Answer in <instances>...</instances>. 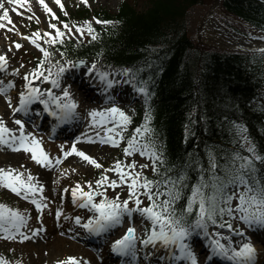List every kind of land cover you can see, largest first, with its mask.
I'll list each match as a JSON object with an SVG mask.
<instances>
[{
  "label": "snow or ice",
  "instance_id": "snow-or-ice-1",
  "mask_svg": "<svg viewBox=\"0 0 264 264\" xmlns=\"http://www.w3.org/2000/svg\"><path fill=\"white\" fill-rule=\"evenodd\" d=\"M12 5L21 3V0H8ZM39 4L43 6L45 11L50 13L57 20L56 13L45 0H38ZM61 10H64L62 0H55ZM87 4L88 0H84ZM0 28L6 27L2 21L14 23L10 17L9 8L4 7V0H0ZM17 14H20L18 9ZM32 17H28L31 19ZM96 19L97 23L110 24L113 21ZM63 23L64 29L61 30L57 24L51 23L50 27L55 30V35L52 32L45 33L49 37L46 42L55 43L57 38L63 43V38L72 32L71 27L67 22ZM87 32L95 39V30L91 22H86ZM77 32L83 35L85 28L77 26ZM40 33L36 32L27 37L32 44L40 48L47 58L50 53L43 48L36 38L40 37ZM36 37V38H34ZM16 47L21 45L16 43ZM44 59L39 61L37 68L32 72L25 73L24 79L26 81L24 87L27 91H22L19 94L18 107L13 108V114L22 112L25 115L29 112V105L34 100H40L45 105L46 111H51V115L63 121L72 116L77 107V102L72 98V94L68 89L62 90L63 100L61 96H54L51 89H44L48 94L47 99H42V92L39 86L33 85L32 80L43 77L45 81L59 87L58 77L66 70V66H61L57 69L56 77L53 78L50 69H43ZM72 62L69 61V64ZM84 63V61H80ZM7 58L0 54V69L6 68ZM95 64L92 68L95 69ZM43 69V70H42ZM125 71H128L125 69ZM47 72V75H45ZM107 74L101 73V79ZM113 81L109 80L108 85L111 86ZM14 84L9 82L8 87H13ZM6 89L0 87V92L6 93ZM142 94H147V88L139 87L137 89ZM7 103L11 107V97H8ZM49 104H55L56 110L48 108ZM89 115L92 117L91 123L94 125H109L105 128V137H101L96 133V138L101 143H109L112 146H119L120 141L125 139L124 130L127 125L132 122V117L113 103L112 107L106 109L92 110ZM151 111L145 115L144 124L137 126L133 130V134L127 138V144L123 148L125 157L139 152L141 156H147L151 161L152 171L156 174L160 173L159 164L163 162V158L156 148L154 139H145L146 133H153L154 130L150 127ZM14 123L19 125V135H15L14 129L8 127L3 119H0V144L9 147L12 151H20L21 149L31 153V159L43 167H52L53 164H59L61 159L59 156L53 161L49 154L43 149L40 139L32 135V133H25L24 120L15 119ZM236 134L239 136L241 143L246 147L249 155H243L240 152L234 151L227 161L219 164L217 156L214 152H209V168L206 170L209 175L205 177V170L202 168L198 181L191 185L190 191L188 185L185 183L187 176L183 171L176 176L165 175L159 179H151L144 172L147 164L137 165L135 160L128 162L117 159L114 161V167L106 168L101 173L99 179L95 180V187L92 181H87L88 189L84 190L82 185L77 182L71 190L72 202L79 204L81 207L90 208L93 212L86 221L82 222L81 216H75L74 222L76 225L82 227L90 234L100 235L108 232L113 226L122 225L126 216H132L134 212L140 213L142 217L150 221L151 228L148 234L141 241L144 244L157 243L163 245L165 248L175 246L179 249L182 258L190 261V264H199L198 258L193 251L190 243L187 241L196 230H200L205 236H209V224L219 227L227 228L230 231L245 237L243 229L233 228L232 220L238 219L250 228L264 229V177L260 175L257 170L256 161L264 160L255 149L254 142H251L250 137L244 135L246 126L240 123L235 124L234 128ZM92 142L91 137L86 138ZM63 149V145H61ZM70 153H75L83 160L89 162L97 168L104 167L91 155L85 151L79 150L73 144L70 152L65 151L63 155L67 157ZM218 167L220 171H217ZM114 172L117 178H110L107 173ZM121 185L127 186V198L121 200L120 194L109 198L107 195L108 188L116 189ZM0 186L10 189L13 193L23 196L25 199H30L31 203L35 205L38 213H42L47 206L42 199L34 198L37 192H43V185H37L33 182V177L29 172L27 179L23 178V173L16 171L14 168H0ZM67 191V189H65ZM99 196L101 199L97 201L95 198ZM186 196V203L177 207V202L182 197ZM148 200L147 205H143V198ZM46 199V198H45ZM236 201V203H233ZM132 202L134 207H129ZM61 211L57 210L55 215L57 218L61 216ZM195 214V219L189 223V218ZM227 217L228 219H225ZM39 218V217H38ZM29 217L22 214L17 209L8 207L5 204H0V232L4 233V238L8 240L19 239L21 242L30 239V236L22 231L26 225ZM11 225L13 230L5 228L4 225ZM40 229L34 230L36 233ZM136 227L130 225L123 236L115 239L111 244V251L117 254L133 255L136 247ZM227 239V244L222 240ZM212 253L221 254L229 257L234 264H255L256 249L251 243L250 237H245L240 243L239 247H234L231 242V237L225 235L220 231H215L211 238ZM210 258V257H209ZM102 259V258H101ZM0 264H8L6 260L0 258ZM56 264H91V261H84L83 258L76 255H69L66 259H58Z\"/></svg>",
  "mask_w": 264,
  "mask_h": 264
},
{
  "label": "trees",
  "instance_id": "trees-1",
  "mask_svg": "<svg viewBox=\"0 0 264 264\" xmlns=\"http://www.w3.org/2000/svg\"><path fill=\"white\" fill-rule=\"evenodd\" d=\"M209 3L122 0L116 13L82 10L80 18L94 14L113 23L92 26L95 39L89 34L78 43L67 40L57 45L71 59L99 58L106 66L132 69L145 83L148 103L143 112H136L134 127L144 124L150 109L154 132L145 137L155 140L163 158L160 173L152 172L151 179L183 171L186 192L198 181L202 168L205 177L209 175L210 151L219 164L234 151L249 155L234 130L237 122L246 126L243 134L264 157V55L196 48L186 13ZM218 13L232 29L240 30L232 20L240 19L264 33V0H221ZM255 164L264 177V160ZM185 203L186 196L177 207ZM194 219L195 214L189 223Z\"/></svg>",
  "mask_w": 264,
  "mask_h": 264
},
{
  "label": "rangeland",
  "instance_id": "rangeland-1",
  "mask_svg": "<svg viewBox=\"0 0 264 264\" xmlns=\"http://www.w3.org/2000/svg\"><path fill=\"white\" fill-rule=\"evenodd\" d=\"M122 0H88V3L85 4L84 0H62V3L64 4V10H61L59 5L56 4L55 0H50L51 8L56 13V17L59 19L57 20L54 18L50 13L42 9L43 7L40 6H33L32 10L37 11V16L32 20L28 21L25 17V14L22 12H19L20 14H17L15 11L11 14V20L15 23L16 26H19V29H23L26 27L31 35H33L36 32H39L41 35L39 38H36L37 41L44 40L45 43H47L46 46L53 45V43L46 42L49 37L45 36V33L52 32L53 35H55V30L50 27L51 23L57 24V26L67 32L66 29L63 27V23L61 22H67L69 26L72 29L71 33H68L66 35V38H70L71 40L78 42L80 40H83L86 38V34L84 32L83 35H80L77 32V26H83L86 31V22H91L93 25H99V23L96 22V20H84L82 22L75 21L74 18H70V16L75 13L79 8H87L90 10H105L110 13H116L118 11L119 6L121 5ZM141 2V1H140ZM10 4V3H9ZM142 3H139L141 5ZM15 8V7H14ZM219 8V0H211V3L204 5L199 4L196 6H193L190 8L186 13V24L189 29L190 36L192 40L195 42V44L201 48H218L221 50H232V51H239L243 53H263L264 49L261 47V49H251L249 47L251 41H245L241 36L228 33L223 28V23L220 20L221 14L218 13ZM33 12V11H32ZM15 14V15H14ZM14 15V16H13ZM2 23H6V21H2ZM13 24V23H12ZM9 23L6 24L8 29L5 31H2L5 29V27L0 28V54H6L7 51L9 54L6 56L8 60L11 62L12 66L20 65L24 66L26 64V57H29L30 53H35V50L31 49L29 44L22 43V48H17L16 44L13 42L12 44H5V40L9 35V28L11 25ZM237 25L241 27L245 32L249 33L246 37L253 38L254 34L261 36L258 32L251 29L248 25H245L244 23H241L240 21H237ZM224 29V30H223ZM27 31V32H28ZM28 32V33H29ZM21 35L23 33L19 32L18 36L19 38H22ZM59 38H57L58 40ZM256 41V39H252ZM18 43V42H16ZM33 47V46H31ZM47 48V47H46ZM48 60V66H52L54 68H59L61 66L70 67L72 66V63L69 64V60L66 59H59V64H54L51 56L49 55L47 57ZM91 63L87 66L88 69L92 68V64L94 63L93 60L90 61ZM95 64V63H94ZM95 69L99 71H109L111 72V78L113 83L111 86L108 85L107 90L105 91L106 97H115L119 98L121 90L116 89L115 91H112V85L113 86H121L124 82L122 78L117 80L116 74L118 73V70L107 68V69H101L102 67L100 65L95 64ZM32 67L27 66V70L31 69ZM87 68V67H86ZM4 77H0V85H6L10 81L8 80V76L4 73ZM110 80L109 76L105 77L104 82L108 83ZM123 81V82H122ZM125 82H127L128 85L132 87V89L135 88V80L131 79L130 77H127L125 79ZM45 83H48V81H45L43 84L38 85L39 88L44 91L46 89ZM37 84V83H35ZM37 86V85H36ZM14 87V94H20L22 91H27V89L23 88L19 91V85L18 87ZM13 87H10V90H12ZM61 88L62 85H61ZM136 96L139 98V104L144 103L145 101V94L140 93L139 91L136 93ZM17 100H19V96H15ZM135 95L131 94V99L129 101H126L129 98V95H127V98L125 100L118 99L117 102H108L103 103V107L109 108L113 106V103H115L118 107H120L122 110H124L126 113H128L132 118L134 117L136 113V108L139 107L137 104L134 105V98ZM8 98V97H4ZM126 102V103H125ZM92 105H97L95 103H92ZM143 105V104H142ZM141 105V106H142ZM140 106V107H141ZM93 109H96V107H92ZM11 109L6 107L5 104H2V107L0 105V119H3L8 122H12V115L10 114ZM82 129L89 131L90 128H95V132L90 133L88 135H85L82 139H86L87 137L92 138V142H89L88 140L85 142L88 145H94L93 150H90V148L87 149L86 153L88 155L93 156L98 163L103 165L102 168H97L94 165H91L87 161H83V165L74 167L72 165H63L60 164H53L52 167H50V171H53V183L51 181V189L57 190V201L47 199L46 196L41 197L44 203H46V207L44 208L42 213H37V215L34 217L32 211L28 208V205L26 203H29L28 201H31L30 199H25L23 196L17 195L16 193H13L10 189L0 186V204H5L10 208L17 209L22 214L25 213L27 217H33L34 219L29 221L27 220L26 228L29 230V234L26 233V230L22 228V231L29 235L30 237H33L34 233H36L34 230L40 229L39 232L44 235V240H37L36 244H31V239L24 240L21 242L19 239L14 240H8L4 238V233L0 235V258H3L8 262V264H38V262H35V258L37 257H50V256H56L55 261L58 259H66L69 255H76L83 258L84 261H91V264H105L103 257H99V254H95L93 256V253L90 252L88 248L83 245V243L79 242L77 239L75 240V236L73 235L74 232L77 235H80V230L82 229L79 225L75 226L74 217L75 216H81L82 222L87 220L89 216L93 215V212L90 208H87L83 213L79 214V212H74L71 210L70 207L67 205L69 203V195H71L72 188L76 185L77 182H79L84 190L88 189L87 181L93 182V187H95V180L99 179L101 173L104 172L106 168L114 167V161L117 159H120L121 161L127 160L128 162H131L132 160H135L137 162V165L141 164H147L148 167L143 169V172L148 175L152 173V165L151 161L148 159L147 156H141L139 152L134 153L133 155H129L125 157L123 153V148L127 144V138L130 137L133 134V131L131 134H129L130 131V124L127 125L126 129L124 130V136L125 139L120 141L119 146H112L109 143H101L96 138V133H99L100 136L103 138L105 137L106 133L104 131L105 128L109 127V125H94L91 123L92 117L89 116V114L85 111H82ZM17 118V117H16ZM8 127L14 129L11 125H7ZM19 128H15V135H19ZM84 133V132H83ZM27 134V133H26ZM32 135L36 138L40 139L42 142L43 149L49 154L50 158L55 160L57 156H62L65 151L71 150L72 146L67 147L65 144H63V141H53L51 140L45 133L36 132L34 129L32 130ZM61 145H63V149H61ZM104 147V148H99ZM89 147V146H88ZM69 148V149H67ZM22 150V149H21ZM5 152H13L11 149H9L7 146L3 147V144H0V168L5 166L7 162L3 161V156ZM92 152V153H90ZM57 155V156H56ZM16 157H18V163L15 161L12 165H10L8 168H14L16 171L23 173V178L27 179L29 172L32 174L36 168L39 167L40 164L36 163L31 159V153L26 152L22 150L21 153L16 154ZM5 164V165H4ZM107 175L110 178H117V174L114 172H108ZM67 189V191H65ZM46 193V191H45ZM59 193V194H58ZM117 193L120 194L121 200L127 198V186L121 185L117 187L116 189L108 188L107 195L109 198L115 196ZM34 198L40 199L39 196H35ZM46 198V199H45ZM97 201L101 199V197L97 196L95 198ZM61 200V202H60ZM148 203V200L146 197L143 198V205H146ZM233 203H236V201H233ZM30 205V204H29ZM129 207H134L132 202L129 203ZM89 209V210H88ZM57 210L61 211V216L59 218L56 217L55 212ZM53 213V215H52ZM39 217V218H38ZM54 217L59 219L60 221L55 222ZM226 219V218H225ZM239 222L238 219L232 220L235 224ZM50 221L54 222V225H50ZM61 224H65L64 227H61ZM135 225L136 227V247L134 250L135 258L133 261L129 263V260H121L119 262L112 261L114 264H144L145 259L141 257L148 256V260L150 261V258H154L149 262V264H160V260L168 259L167 262L170 261L172 255V250H176L175 246H170L168 248H165L163 245L157 243L155 246L152 244H144L141 241L143 238L148 234V230L151 228V223L144 217L140 215L138 212H134L132 216L129 217L126 216L124 218V221L122 225H119L118 229L119 231L121 229H124L126 227H129L130 225ZM6 226L10 227V231L13 230L11 228V225L5 224ZM76 227V228H75ZM209 231L214 233V231H220L231 234L232 232L227 228H209ZM71 231V232H70ZM59 234H68L69 240L63 239L62 236L58 237L59 241H56L55 238ZM125 234V232L122 234V236ZM41 244V248H38L37 245ZM191 246L195 252L198 251V247L195 244V242H191ZM169 249V251H168ZM172 249V250H171ZM264 250V249H263ZM150 252V253H148ZM29 253H32L34 256L30 257ZM104 256V255H103ZM102 258V259H101ZM158 258V260H156ZM199 264H202L203 260L198 259ZM56 264V262H55Z\"/></svg>",
  "mask_w": 264,
  "mask_h": 264
},
{
  "label": "bare ground",
  "instance_id": "bare-ground-1",
  "mask_svg": "<svg viewBox=\"0 0 264 264\" xmlns=\"http://www.w3.org/2000/svg\"><path fill=\"white\" fill-rule=\"evenodd\" d=\"M38 2V0H22L20 4H17V5H12V4H9L8 0H4V7H7L9 8V11H10V16L13 12V8H29L30 10L32 5H36ZM47 4L49 5V7H51V3L50 1L47 2ZM28 10V9H26ZM0 15H2V9H0ZM15 15V14H14ZM13 15V16H14ZM12 17V16H11ZM6 29H8V27L6 26L5 29H0L2 31H5ZM13 29H15V26L14 24L11 25V27L9 28V35L5 40V44H10L11 42L15 41V40H18V36H14L12 34H14V31ZM243 38V37H242ZM256 39V41L252 40V39ZM251 37V38H243L245 41H251L249 47L251 49H261V47H263L264 49V38L258 36V35H254V37ZM72 71H80V72H85V71H88V68H78V69H74ZM89 76H91L92 79H95V80H101V72L98 71V70H91V72H87ZM43 81H41L40 83H42ZM48 89L51 88V92L53 93V95H57V91H56V87L51 83L50 81V84H49V87H47ZM81 92L84 91V90H80ZM80 92V93H81ZM0 105L2 107V104L0 102ZM79 108L81 110H84L85 112H87L88 114L94 110L92 109L86 102L84 101H81L80 104L78 105ZM7 107V106H6ZM10 109V108H9ZM36 109V108H35ZM99 109H105V107L103 106H98L97 105V110ZM56 110V109H55ZM36 112H39L41 113V111H36ZM90 116V115H89ZM14 117V116H13ZM57 118V117H56ZM57 120L59 122H64V121H71L72 120V116L68 119H65L63 121L59 120L57 118ZM5 121V120H4ZM6 125H11L14 129L15 128H19V125H16L14 123V121L12 122H8V121H5ZM63 124V123H62ZM65 124H68V123H65ZM31 123L26 121L24 122V131L27 132V133H31L32 129H31ZM36 128V127H35ZM53 129H51L52 131ZM79 130H81L80 133H83L84 132V135H88L90 133H93L95 132V128H90L89 131L87 132V130H83L81 127H79ZM87 141V139H82V138H79V137H74L71 139V141L69 143H67L68 145L67 146H70L71 143H74L76 145V147L79 149V150H83V151H87L88 148H90V150H93V146L94 145H88L86 144L85 142ZM89 146V147H88ZM3 147H6L5 145H3ZM99 148H104V147H100L98 146ZM22 151H13L11 153L9 152H5L4 153V156H3V161L7 162V164L1 168H4V169H8V167L10 165H12L15 161L18 163V157H16V154H19L21 153ZM68 152H70V150H68ZM92 153V152H90ZM57 156V155H56ZM60 159H61V162L60 164L62 163L63 165H72L74 167H77V166H81L83 165V159L81 157H79L78 155H76L75 153H70L67 157H65L64 155H60L59 156ZM51 169L49 167H43L41 165H39L38 168H36V170L31 174L32 177H33V182L36 183L37 185H43V192H37L35 194V196H39V198L41 197H44L46 196L47 199H51V200H54V201H57V198H58V195H57V190L56 189H51V181L53 183V171H50ZM26 180V179H25ZM46 191V193H45ZM30 205H28V208L32 211L33 213V216L35 217L37 215V210L35 209V205L32 204V203H29ZM52 224V222L50 223ZM59 238L56 237L55 240L56 241H59L58 240ZM42 240H43V236H42ZM240 240L242 241L243 238H240ZM31 244H36L37 240L36 238H32L31 240ZM38 248H41V244H38L37 245ZM150 253V252H148ZM29 256L32 257L34 256L32 253H29ZM77 257H80V256H77ZM56 256H50V257H37L35 258V262H38V264H55V259ZM82 258V257H80Z\"/></svg>",
  "mask_w": 264,
  "mask_h": 264
}]
</instances>
